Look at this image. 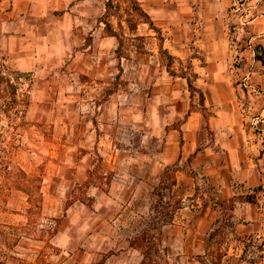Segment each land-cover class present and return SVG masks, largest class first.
I'll return each mask as SVG.
<instances>
[{
	"label": "crops",
	"instance_id": "crops-1",
	"mask_svg": "<svg viewBox=\"0 0 264 264\" xmlns=\"http://www.w3.org/2000/svg\"><path fill=\"white\" fill-rule=\"evenodd\" d=\"M134 1L139 14L0 0V72L30 95L14 142L43 197L16 223L24 234L0 240V264H141L125 229L161 197L173 211L159 241L176 264H207L219 231L221 264L264 259L261 144L240 113L264 109V6L255 40L229 29L233 0ZM246 70L256 91L240 94Z\"/></svg>",
	"mask_w": 264,
	"mask_h": 264
},
{
	"label": "rangeland",
	"instance_id": "rangeland-1",
	"mask_svg": "<svg viewBox=\"0 0 264 264\" xmlns=\"http://www.w3.org/2000/svg\"><path fill=\"white\" fill-rule=\"evenodd\" d=\"M239 1L249 4L251 14L255 19L260 15L261 7L264 6V0ZM108 7L109 13H140L134 0H109ZM240 15H244V11H239V14L236 16L232 13L231 4L228 15L229 29L231 31H233L232 27L236 24L235 22ZM248 26L249 25L237 26L238 30H242L241 39L244 35L250 34L257 40L260 36L257 37L256 34H251ZM237 50H239V48H237ZM262 61L264 60L262 59ZM188 88L191 95L196 92L199 97L203 99V93L192 84L191 88L188 84ZM24 89L25 87L22 81L13 79L9 84L7 83V76L0 72V240H5L6 244L8 238L10 239L9 242H13L16 235L24 234V225L20 226L16 225V223L23 222L25 218L30 215L31 208H29V206L31 204L40 205L43 201V197L40 196L35 189L37 185L36 179L31 177L25 178L24 176V171L30 170L32 166L29 164L27 165V169L24 167V156L29 157V155L25 153L23 146L14 142L15 139H21L23 136L22 132L16 129V126L22 121V112L30 103V95L25 94L23 91ZM245 93H247L245 89L240 90V94ZM243 109H245V111H243ZM255 112L257 111H255L252 106L245 105V103L242 102L240 113L246 125H248V122L246 120L247 116L245 115L248 113L249 116L251 113ZM10 127L13 129L9 130ZM38 151L40 155V149H38ZM167 175L168 171L163 183L158 187L157 191L159 195H161V192H164L162 190L168 188L170 181ZM167 203L168 202L163 200L162 197L157 198L153 205L155 209H153L149 215L143 220L140 219L133 228L125 229L129 231L128 236L130 239L128 240L131 246H134V248L140 247L141 254L144 256V261L141 264H176L172 259L171 250L165 248L159 241L160 227L169 221L170 215L172 214L171 211H173L172 205L169 207ZM173 204V207H175L176 203L174 202ZM26 207L28 209L27 212L25 211ZM223 223L228 229L229 223L225 220ZM224 232L225 231H219L215 240L210 244V259L207 261V264H221V254L224 250V244L222 243L225 237ZM113 249L111 245L109 254L111 255L114 253L117 255ZM3 250L7 251V247ZM260 256H262V254H260ZM117 258H119L120 261L124 260L121 255H117ZM248 260L247 263L249 264H264V259L262 260L261 258L255 262L250 258ZM230 264L234 263L231 262Z\"/></svg>",
	"mask_w": 264,
	"mask_h": 264
},
{
	"label": "built area",
	"instance_id": "built-area-1",
	"mask_svg": "<svg viewBox=\"0 0 264 264\" xmlns=\"http://www.w3.org/2000/svg\"><path fill=\"white\" fill-rule=\"evenodd\" d=\"M243 10L244 11V15H240L237 18V21L235 22L236 24L233 25V31L232 33H236L238 28L237 26H246L249 25L252 21H255V17H253V15L251 14V9L248 3L246 2H242L239 0H233L232 3V13H234L236 16L239 14V11ZM251 39H254V37H252ZM231 44L234 43V41H231ZM252 43V44H251ZM247 45H249V47L253 48V42L252 40H247ZM235 49V52H237V46L236 45H232ZM234 64H239L240 63V57H238V53H235V57L233 60ZM240 83V87L241 89H245L248 92L253 93L254 91H256V88L254 87V85L252 84L251 81V71L250 70H246L243 71L239 80ZM243 111H245V109H243ZM247 116V122H248V126L249 128L252 130V132L254 134H256V136L259 139V142L261 144V150H260V172L261 175L263 177V179L261 180L260 184H259V188L257 191V196H258V204L261 208H264V109H261L255 113H251L248 116V113L245 115Z\"/></svg>",
	"mask_w": 264,
	"mask_h": 264
},
{
	"label": "trees",
	"instance_id": "trees-1",
	"mask_svg": "<svg viewBox=\"0 0 264 264\" xmlns=\"http://www.w3.org/2000/svg\"><path fill=\"white\" fill-rule=\"evenodd\" d=\"M189 87L191 88V84L189 83Z\"/></svg>",
	"mask_w": 264,
	"mask_h": 264
}]
</instances>
